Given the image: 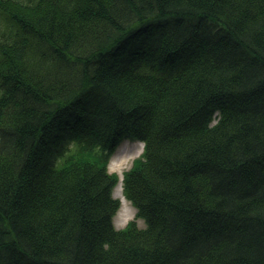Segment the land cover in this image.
Wrapping results in <instances>:
<instances>
[{
    "label": "trees",
    "instance_id": "16d2710c",
    "mask_svg": "<svg viewBox=\"0 0 264 264\" xmlns=\"http://www.w3.org/2000/svg\"><path fill=\"white\" fill-rule=\"evenodd\" d=\"M0 264H264V0H0Z\"/></svg>",
    "mask_w": 264,
    "mask_h": 264
},
{
    "label": "rangeland",
    "instance_id": "374dc122",
    "mask_svg": "<svg viewBox=\"0 0 264 264\" xmlns=\"http://www.w3.org/2000/svg\"><path fill=\"white\" fill-rule=\"evenodd\" d=\"M168 68L172 72V69L170 67ZM165 72L166 70L163 73ZM217 119L218 116H215L214 120L212 121V124L215 123ZM140 149H141L140 143H137L130 139H124L119 143V145H117V147L114 149L113 153L110 156L108 170L112 174H115L118 178V182L116 183L113 189V196L115 198L120 199V203H121L119 209L117 210L116 214L113 217V223L115 227L118 229L125 228V226L132 220H137V223L140 227L145 226V221L142 218L136 217L137 209L131 203V201L126 199V201L123 204V201L118 193L119 189L117 188L121 181V177H123L124 179L125 172L130 170L131 167L133 166L134 159H136L141 155L142 152L139 153ZM123 179H122V188H123Z\"/></svg>",
    "mask_w": 264,
    "mask_h": 264
},
{
    "label": "bare ground",
    "instance_id": "6f19581e",
    "mask_svg": "<svg viewBox=\"0 0 264 264\" xmlns=\"http://www.w3.org/2000/svg\"><path fill=\"white\" fill-rule=\"evenodd\" d=\"M135 142L140 143L141 149H140L139 153H141L142 150H143V144L144 143L142 141H139V140H135ZM122 179H123V177H121V181H120L119 186L117 188L119 189V192L118 193H119V196L121 197V199L123 201V204H124V202L126 201V198L123 195Z\"/></svg>",
    "mask_w": 264,
    "mask_h": 264
}]
</instances>
